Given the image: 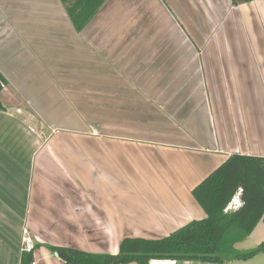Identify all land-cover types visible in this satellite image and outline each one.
Returning a JSON list of instances; mask_svg holds the SVG:
<instances>
[{
	"label": "crops",
	"instance_id": "crops-1",
	"mask_svg": "<svg viewBox=\"0 0 264 264\" xmlns=\"http://www.w3.org/2000/svg\"><path fill=\"white\" fill-rule=\"evenodd\" d=\"M31 5L41 17L38 31L31 29ZM87 28L80 33L74 31L60 0H0V74L6 81L0 94V264H20L23 227L32 235L35 264H63L48 249L50 246L114 255L125 237L168 236L205 217L191 192L228 157L264 158V149L255 150L254 135L264 133V97L257 103L260 108L236 111L231 120L235 137L233 133L231 139L211 136L209 141L197 144L135 142L120 137L111 141L110 135H99L97 130L93 134L92 127L84 128L83 114L63 115L57 103L61 98L54 93L56 83L64 78L63 59L72 61L66 78L94 83V78L103 77L113 83L106 69L99 72L101 76L94 68L96 62L102 68L109 66L114 50L107 44L101 49L106 56L98 55L100 47L95 50L90 45L93 39L84 34ZM49 35L56 37L50 41ZM181 63L190 78L201 75L200 71L190 75V61L183 59ZM153 74L152 70L149 76L142 75L146 79L141 77L139 82H153L162 75L157 70ZM76 84L70 87L77 90L83 83L76 80ZM91 94L86 98L95 99V92ZM204 98L203 93L202 102ZM65 111H70V106ZM51 117L61 121L65 117L76 124L68 131L77 134L59 139V128ZM102 120L104 125L103 114ZM144 143H151L153 148L148 152L135 149V145ZM168 149L179 153L166 155ZM155 162L162 163L164 169L154 171L151 163ZM51 212L54 217L48 224ZM39 218L44 219L43 224ZM38 229H43L42 233L36 232ZM262 242L264 222L236 249L248 251ZM149 264L206 263L153 260ZM229 264H264V252Z\"/></svg>",
	"mask_w": 264,
	"mask_h": 264
},
{
	"label": "rangeland",
	"instance_id": "rangeland-1",
	"mask_svg": "<svg viewBox=\"0 0 264 264\" xmlns=\"http://www.w3.org/2000/svg\"><path fill=\"white\" fill-rule=\"evenodd\" d=\"M30 12L31 29L38 31L41 17L34 5ZM84 34L93 39L90 45L95 50L100 47L98 55L106 56L101 49L107 44L114 50L109 66L102 68L96 62L94 68L101 76L99 72L106 69L113 83L105 82L103 77L94 78V83L66 78L72 61L63 59L64 78L56 83L54 93L61 98L57 103L63 115L83 114L84 128L110 135L111 141L120 137L135 142L197 144L209 141L211 136L231 139V120L236 111L244 107L256 110L260 108L257 103L263 102L264 0L239 6L231 0H107ZM53 37L56 36L49 35L48 39L52 41ZM183 59L191 63L190 75H198L199 71L201 75L190 78L187 67L182 68ZM150 70L154 74L157 70L161 77L140 83L142 75L149 76ZM172 74L184 75L175 78ZM76 80L83 83L77 90L70 87ZM93 92L96 98L87 99ZM69 106L70 111H65ZM51 118L59 128V139L77 134L68 131L76 124L65 117L62 121ZM263 134L254 132L256 151L264 149ZM152 148L151 143L135 145L136 150L144 152ZM177 153L166 150V155ZM151 165L154 171L164 169L162 163ZM52 217L54 213H48V224ZM39 220L44 223V219Z\"/></svg>",
	"mask_w": 264,
	"mask_h": 264
},
{
	"label": "trees",
	"instance_id": "trees-1",
	"mask_svg": "<svg viewBox=\"0 0 264 264\" xmlns=\"http://www.w3.org/2000/svg\"><path fill=\"white\" fill-rule=\"evenodd\" d=\"M255 0H231L234 6ZM76 33L98 15L107 0H60ZM6 81L0 74V94ZM0 101V110H2ZM205 217L193 220L161 238L122 239L116 254H93L70 247L48 249L63 264H149L153 260L206 264L246 261L264 252V242L248 251L236 246L264 222V158L233 154L191 192ZM238 195L239 206L227 210ZM20 264H31L32 253L21 254Z\"/></svg>",
	"mask_w": 264,
	"mask_h": 264
},
{
	"label": "built area",
	"instance_id": "built-area-1",
	"mask_svg": "<svg viewBox=\"0 0 264 264\" xmlns=\"http://www.w3.org/2000/svg\"><path fill=\"white\" fill-rule=\"evenodd\" d=\"M5 88V86H2V90ZM91 132L95 134V129L90 128ZM239 206V200L237 198H234L230 205L228 206L227 210L236 209ZM34 250V244L32 240V235L27 227H23L20 235V253L21 254H29L32 253ZM55 257L58 258L57 253L53 254ZM31 264H35L32 262Z\"/></svg>",
	"mask_w": 264,
	"mask_h": 264
},
{
	"label": "clouds",
	"instance_id": "clouds-1",
	"mask_svg": "<svg viewBox=\"0 0 264 264\" xmlns=\"http://www.w3.org/2000/svg\"><path fill=\"white\" fill-rule=\"evenodd\" d=\"M235 198H237L239 200L238 195Z\"/></svg>",
	"mask_w": 264,
	"mask_h": 264
}]
</instances>
